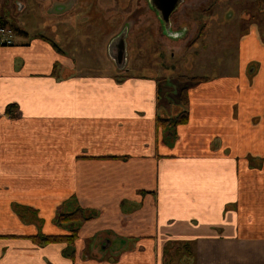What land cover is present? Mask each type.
Returning <instances> with one entry per match:
<instances>
[{
	"label": "crops",
	"instance_id": "0c3cea01",
	"mask_svg": "<svg viewBox=\"0 0 264 264\" xmlns=\"http://www.w3.org/2000/svg\"><path fill=\"white\" fill-rule=\"evenodd\" d=\"M245 32L185 107L175 79L76 70L24 31L0 47V264H264V45ZM72 207L97 212L72 246L33 242L69 235Z\"/></svg>",
	"mask_w": 264,
	"mask_h": 264
},
{
	"label": "rangeland",
	"instance_id": "374dc122",
	"mask_svg": "<svg viewBox=\"0 0 264 264\" xmlns=\"http://www.w3.org/2000/svg\"><path fill=\"white\" fill-rule=\"evenodd\" d=\"M55 1L0 0V15L6 14L13 28L54 42L65 53L73 51L76 70L118 74L119 79L153 77L168 85L174 79L178 84L177 79L186 76L189 88L230 74L233 66L236 69L239 41L248 37V28L256 31L264 45V0H185L172 16L174 31L179 26L183 31L182 39L175 42L162 34L145 0H102V7L116 2L108 12L100 11L95 0H75L62 16L55 12L56 6L52 8ZM18 3L23 5L20 11ZM225 11L234 17L224 18ZM123 24L128 27L126 61L117 68L108 45ZM22 38L14 35L15 41ZM258 55L263 53L259 50Z\"/></svg>",
	"mask_w": 264,
	"mask_h": 264
},
{
	"label": "trees",
	"instance_id": "16d2710c",
	"mask_svg": "<svg viewBox=\"0 0 264 264\" xmlns=\"http://www.w3.org/2000/svg\"><path fill=\"white\" fill-rule=\"evenodd\" d=\"M9 27L11 28L15 34H21L22 31L12 25L10 21L7 20V18L2 15L0 16V27ZM40 38V37H39ZM56 67L58 65L56 64ZM54 69V71H55ZM196 79H201L205 80L204 78H196ZM179 81L178 84H176L178 90H179V99H178V104L182 105L183 107L186 106V91L187 88L184 86L186 81L188 80V77L186 76H181L177 79ZM183 85V86H182ZM187 110H184L180 112L175 118L169 119V120H164V119H158V124L165 126L166 122L168 123L169 128L175 127L177 124H184L187 122ZM71 203V202H70ZM72 204V203H71ZM69 206V205H68ZM97 216L96 211H90L82 208H76L72 207L69 208L66 211H63L62 213L58 214V216L55 219V223L58 226H64L69 229L70 234L65 235V236H60V235H38L32 237V240L34 243L38 245H43V244H50V243H65L69 246H72L74 244V241L77 238L78 230L80 226L84 223L87 222L88 220H91L92 218H95Z\"/></svg>",
	"mask_w": 264,
	"mask_h": 264
},
{
	"label": "flooded vegetation",
	"instance_id": "af4514ba",
	"mask_svg": "<svg viewBox=\"0 0 264 264\" xmlns=\"http://www.w3.org/2000/svg\"><path fill=\"white\" fill-rule=\"evenodd\" d=\"M101 1L102 0H95V4L96 7H98V9L102 12H108L110 10L111 7L116 5V2H113V4H109L108 7H102L101 6ZM114 1V0H112ZM174 0H145L146 3V7L148 9L149 12H151L157 19V21L160 24V28L162 29V34L166 37L169 38L170 40H172L173 42L177 41L178 39H182L181 35L183 34V31L180 30L182 29V26L178 27L177 31H174L173 29V24H172V16L175 14V12L177 11L178 7L180 5H182V3L185 0H181L180 4L175 8V10L170 14L169 19L167 21V23L164 21V15L165 13L169 10V7L171 6L172 2ZM75 0H66L64 2L61 1V5H54L53 6L57 7V9L55 8V11L57 12V10H61V14L64 13L65 9L68 8L69 6L72 7V5H74ZM92 3V2H91ZM91 3H87V5L91 4ZM86 4V3H85ZM115 4V5H114ZM86 5V6H87ZM61 6L62 8L58 9V7ZM18 10L20 11L21 9H23V5H21L20 3H18L17 5ZM122 13V12H121ZM108 16H112V14L109 12ZM121 31H119L110 41H109V45H108V53H110L111 59L113 60L114 64L117 66H119V62H118V55H119V50L121 49V43H120V35L122 33L124 34L123 40H124V44H125V51H126V45H127V35H128V27L127 24H123L122 25V29H120ZM201 32V31H200ZM179 41V40H178ZM111 46L113 51L111 50ZM126 61V60H125ZM125 64V63H124ZM118 68V67H117Z\"/></svg>",
	"mask_w": 264,
	"mask_h": 264
},
{
	"label": "water",
	"instance_id": "95a60500",
	"mask_svg": "<svg viewBox=\"0 0 264 264\" xmlns=\"http://www.w3.org/2000/svg\"><path fill=\"white\" fill-rule=\"evenodd\" d=\"M180 1L181 0H174L171 4V6L169 7V10L165 13L164 15V21L167 23L168 19H169V16L170 14L175 10V8L180 4ZM124 34L125 33H122L120 35V43H121V49L119 50V55H118V62H119V66H117L118 68H121L123 67L124 63H125V60H126V51H125V44H124V40H123V37H124ZM111 50L113 51L112 49V46H111Z\"/></svg>",
	"mask_w": 264,
	"mask_h": 264
},
{
	"label": "built area",
	"instance_id": "2783aa9c",
	"mask_svg": "<svg viewBox=\"0 0 264 264\" xmlns=\"http://www.w3.org/2000/svg\"><path fill=\"white\" fill-rule=\"evenodd\" d=\"M14 35L15 32L11 28L0 27V47L13 46L15 43Z\"/></svg>",
	"mask_w": 264,
	"mask_h": 264
}]
</instances>
